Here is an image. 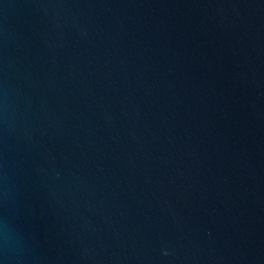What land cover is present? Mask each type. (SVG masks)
Returning <instances> with one entry per match:
<instances>
[{"label":"water","instance_id":"water-1","mask_svg":"<svg viewBox=\"0 0 264 264\" xmlns=\"http://www.w3.org/2000/svg\"><path fill=\"white\" fill-rule=\"evenodd\" d=\"M0 264H264V0H0Z\"/></svg>","mask_w":264,"mask_h":264}]
</instances>
